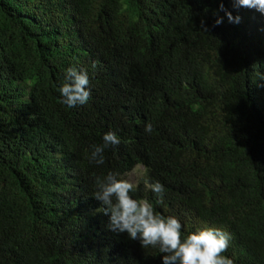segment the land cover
I'll return each mask as SVG.
<instances>
[{"label": "trees", "instance_id": "obj_1", "mask_svg": "<svg viewBox=\"0 0 264 264\" xmlns=\"http://www.w3.org/2000/svg\"><path fill=\"white\" fill-rule=\"evenodd\" d=\"M71 66L91 91L75 107L58 91ZM108 131L120 143L96 164ZM137 164L134 198L184 234L227 231L234 264H264V14L234 0H0V264H163L109 215L75 212L97 177Z\"/></svg>", "mask_w": 264, "mask_h": 264}, {"label": "clouds", "instance_id": "obj_2", "mask_svg": "<svg viewBox=\"0 0 264 264\" xmlns=\"http://www.w3.org/2000/svg\"><path fill=\"white\" fill-rule=\"evenodd\" d=\"M234 6L255 9L264 14V0H234ZM220 9L223 10L222 3ZM226 15L230 22L239 23V16L233 17L227 11ZM221 22V18H217L216 24ZM88 86L87 69L76 66L67 68L58 88L62 102L69 107L86 104L91 96ZM145 131L151 133L152 125L146 124ZM103 142L94 146L91 152V159L96 164L104 163V149L109 145H119L120 138L114 131H108L103 135ZM126 176L110 171L102 179L97 177L93 198L81 199L75 212L95 220L102 218L104 222L109 215L110 230L126 232L131 239H139L143 248L158 246L159 253L163 254V264H234L233 259L224 255L231 239L227 231L205 226L187 234L182 233V224L177 216L158 214L147 199L133 197L137 184ZM144 183L162 200L165 194L162 183Z\"/></svg>", "mask_w": 264, "mask_h": 264}, {"label": "rangeland", "instance_id": "obj_3", "mask_svg": "<svg viewBox=\"0 0 264 264\" xmlns=\"http://www.w3.org/2000/svg\"><path fill=\"white\" fill-rule=\"evenodd\" d=\"M144 168L142 165H137L131 172L127 174L125 178L132 179L136 184L142 182V174Z\"/></svg>", "mask_w": 264, "mask_h": 264}]
</instances>
